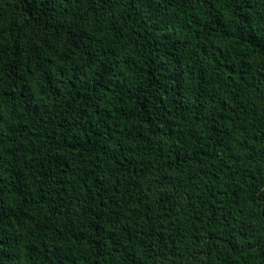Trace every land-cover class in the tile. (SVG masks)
I'll use <instances>...</instances> for the list:
<instances>
[{
	"label": "trees",
	"instance_id": "trees-1",
	"mask_svg": "<svg viewBox=\"0 0 264 264\" xmlns=\"http://www.w3.org/2000/svg\"><path fill=\"white\" fill-rule=\"evenodd\" d=\"M0 264H264V0H0Z\"/></svg>",
	"mask_w": 264,
	"mask_h": 264
}]
</instances>
